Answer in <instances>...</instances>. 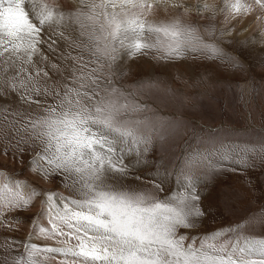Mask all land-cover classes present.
Wrapping results in <instances>:
<instances>
[{"label":"snow or ice","instance_id":"6c2138e0","mask_svg":"<svg viewBox=\"0 0 264 264\" xmlns=\"http://www.w3.org/2000/svg\"><path fill=\"white\" fill-rule=\"evenodd\" d=\"M77 3L78 8L57 9L49 0H0V89L40 109L35 115L11 113L9 125L19 124L17 150H25L22 144L38 149L30 161L37 178L62 176L70 192L58 195L5 177L0 183V222L10 227L5 212L25 210L42 198L41 214L50 228L34 231L62 246L25 242L24 251L4 264H48L57 256L63 258L60 264H264V235L254 234L257 226L264 229V208L199 239L181 232L199 227L205 215L199 207V182H206L222 162L247 167L256 158L264 161V139L252 144L210 140L171 165L172 170L161 165L163 175L150 180V188L133 187L124 182L130 174L125 155L135 154L139 164L154 143L167 142L172 125L149 116L150 109L138 99L155 83L141 81L132 89L118 83L125 75L118 67L121 53L129 58L152 53L161 61L188 55L228 58L217 41L232 29L217 31L190 14L208 12L214 20L219 11L227 23L255 13L264 23V0H223L221 7L189 6L182 0ZM177 8L182 11L170 12ZM160 12L167 18H159ZM66 32L78 33L70 48L79 54L60 56L73 62L71 79L48 85L49 70L60 73L61 67L43 47L47 44L55 54L54 36L67 40ZM49 97L52 102L46 103ZM172 177L182 188L161 197L163 184Z\"/></svg>","mask_w":264,"mask_h":264},{"label":"rangeland","instance_id":"374dc122","mask_svg":"<svg viewBox=\"0 0 264 264\" xmlns=\"http://www.w3.org/2000/svg\"><path fill=\"white\" fill-rule=\"evenodd\" d=\"M68 1L73 8L79 7L77 0ZM209 1L188 0L186 4H211ZM219 2L223 4V0ZM51 5L57 9L62 8L56 3ZM179 11L182 9L176 10ZM190 15L193 18L198 16L201 25H215L217 31L227 32L232 29L231 34L217 41L228 58L207 59L188 55L180 60L161 61L155 59L152 53L134 58L121 53L118 60V67L125 73L118 83L126 89L134 88L141 81L155 83L154 88L146 90L138 99L150 109L149 116L155 115L172 125L167 142L154 143L139 164L136 163L135 154L125 155L124 163L129 166L130 174L124 182L133 187L150 188L152 185L149 181L159 180L163 175L161 165L172 170L171 165H178L187 155L198 148H204L210 140L252 144L264 139V44L259 45L257 50L253 41L261 32L262 24L258 25L255 16L248 15L241 20L244 23L241 27L235 29L229 21L230 28L227 29L222 25L223 12L218 11L214 20L208 19L211 15L208 12L197 14L193 11ZM65 36L67 40L59 35L54 36L58 41L55 54L48 51L47 44L43 47L49 60L61 67L60 73L49 70L52 78L47 81L48 85L56 84L65 77L68 81L71 79L70 67L73 62H63L60 56L69 51L73 56L79 54V49L70 48L71 42L78 38V33L66 32ZM84 56L87 60V53ZM233 64L238 67H233ZM5 95L7 100L0 99V183L7 177L10 183L18 180L37 190L69 196L70 192L65 189L62 176L53 175L47 180L37 178L30 161L35 158L38 149L22 144L19 147L25 150H17L19 136L16 129L19 124L9 125L8 121L13 119L11 113L35 115L40 109L34 104L22 103L15 93L0 89V97ZM51 102L49 97L46 103ZM136 176L143 179L137 181ZM163 188L161 197L180 190L182 185L172 177L163 184ZM198 191L201 197L199 207L205 215L196 229H181L183 234L196 239L205 233L234 225L264 208V161L256 158L247 167L222 162L206 182H199ZM41 199L36 198L25 210L4 213L3 219L10 227L0 222V264H4L5 260L17 252L22 253L25 242L39 247L62 246L46 239L38 230L34 231L41 226L50 228L48 218L41 214ZM254 234L264 235V229L257 226ZM6 242L10 245L7 250ZM39 258L43 259V254ZM61 259L57 256L48 264H60Z\"/></svg>","mask_w":264,"mask_h":264},{"label":"bare ground","instance_id":"6f19581e","mask_svg":"<svg viewBox=\"0 0 264 264\" xmlns=\"http://www.w3.org/2000/svg\"><path fill=\"white\" fill-rule=\"evenodd\" d=\"M73 1H75V0H73ZM72 1V2H73ZM188 0H182V2L184 3V4H186V2H187ZM196 2V1H195ZM209 2H211V4L212 3H215L216 5H217V7H221L222 6V3H220L219 2V0H210ZM49 3L50 4H54V3H56V4H59V5H61V6H67V5H70L71 7L73 6L72 5V3H70V1H68V0H49ZM74 7V6H73ZM178 9V8H177ZM177 9H170V12H172V13H175L176 12V10ZM252 17L253 16H255V13H253L252 15H251ZM158 17L159 18H167V14L166 13H164V12H160L159 14H158ZM245 19H246V17H244ZM244 18H242L243 20H244ZM242 19H238V20H231V26L232 27H234L235 29H238L239 27H241V25H243L244 23L241 21ZM241 21V22H240ZM254 21V20H253ZM245 22H246V20H245ZM257 24L258 25H261L262 24V27H261V31H264V23H262V22H260V21H258L257 22ZM223 25V27L224 28H230L229 27V23L227 22V23H225L224 22V24H222ZM243 27V26H242ZM68 33V32H67ZM250 35V34H249ZM258 36V37H257ZM257 36H255V37H257V38H255V39H253V41H254V45H255V47H256V49L258 48V46L259 45H261V44H264V36H260L259 34L257 35ZM47 39H48V37H46ZM259 49V48H258ZM257 49V50H258ZM47 225V224H46ZM49 226V225H48ZM41 227H44V226H41ZM38 240V239H37ZM49 240H51V239H49ZM46 241V239H44L43 240V242H45ZM53 241V240H52ZM48 242V241H47ZM51 242V241H50Z\"/></svg>","mask_w":264,"mask_h":264}]
</instances>
